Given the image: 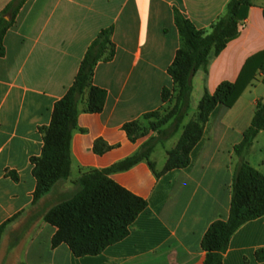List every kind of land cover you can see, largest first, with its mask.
Wrapping results in <instances>:
<instances>
[{
	"label": "crops",
	"instance_id": "crops-1",
	"mask_svg": "<svg viewBox=\"0 0 264 264\" xmlns=\"http://www.w3.org/2000/svg\"><path fill=\"white\" fill-rule=\"evenodd\" d=\"M13 0H0V14ZM231 0H29L4 39L0 59V264H204L203 239L209 228L229 218L235 172L234 154L264 102L259 69L231 107L219 105L204 127L185 167L153 170L143 161L110 178L144 200L146 209L128 236L99 255L77 257L70 247H53L58 229L45 215L80 191L88 173L110 169L141 152L124 130L163 106L162 92L173 89L168 70L182 46L174 21L178 9L197 29L208 30L225 15ZM242 23L230 43L193 79L191 102L198 108L205 92L236 83L243 68L264 52V0ZM8 18V17H7ZM114 28L113 61L100 63L92 84L107 92L101 113L89 111V94L79 105L71 142V175L35 202L34 160L44 147L42 129L51 125L55 105L75 82L85 54L106 28ZM245 155L264 174V144L258 139ZM15 175L17 180H14ZM264 217L243 225L232 237L222 264H264Z\"/></svg>",
	"mask_w": 264,
	"mask_h": 264
},
{
	"label": "trees",
	"instance_id": "trees-1",
	"mask_svg": "<svg viewBox=\"0 0 264 264\" xmlns=\"http://www.w3.org/2000/svg\"><path fill=\"white\" fill-rule=\"evenodd\" d=\"M28 1L13 0L0 14V59L6 55V34L15 25L18 14ZM252 7V0H231L225 15L208 30L197 29L178 9L174 10L175 25L182 40V46L168 70L174 86L172 90H163L164 106L159 111L145 115L142 120L156 117L176 97L174 133L178 132L191 105L194 77L207 68L213 57L219 56L230 43L239 38L240 24L247 19ZM113 33L114 28L110 27L98 34L85 54L74 84L65 98L55 105L51 125L42 129V156L34 160V176L37 180L35 202L71 175L72 135L77 129L79 105L85 95L89 94L91 113L104 110L107 92L95 87L92 81L96 67L100 63L113 61L116 56ZM259 69L264 73V52L251 58L236 83H223L214 94L205 92L198 107V120L187 126L181 138L184 161L175 165L168 163L169 167H185L189 164V154L200 141L213 111L219 105L231 107L248 85L252 74ZM140 122L124 127L132 142L137 141L133 131ZM261 132H264V102L258 104L251 127L245 132L242 142L234 147V154L242 161L235 172L229 218L215 222L206 233L202 242L206 253L204 264H222L234 234L246 223L264 217V174L244 160ZM153 148L151 144L144 145L138 155L110 169L85 174L78 182L80 191L45 215V222L58 229L53 247L66 244L77 257L95 256L124 240L130 226L146 209L147 204L117 185L110 175L128 171L143 161H147L155 170L150 160ZM12 177L17 180L15 175ZM12 221L0 227V244L6 227ZM258 257L264 261V250L258 253Z\"/></svg>",
	"mask_w": 264,
	"mask_h": 264
},
{
	"label": "rangeland",
	"instance_id": "rangeland-1",
	"mask_svg": "<svg viewBox=\"0 0 264 264\" xmlns=\"http://www.w3.org/2000/svg\"><path fill=\"white\" fill-rule=\"evenodd\" d=\"M193 103L191 102L187 115L177 133H174L176 97H173L172 102L164 107L156 117L150 120H142L134 129V137L137 140L144 141L143 146L151 144L154 147L152 160L156 162L159 169L165 165L166 161L170 165L184 161L183 155L185 152L180 147L181 138L187 126L196 122L199 117L198 108ZM258 141L260 145H256L257 151H255V154L260 146L264 144V135ZM262 170L264 171V167Z\"/></svg>",
	"mask_w": 264,
	"mask_h": 264
},
{
	"label": "built area",
	"instance_id": "built-area-1",
	"mask_svg": "<svg viewBox=\"0 0 264 264\" xmlns=\"http://www.w3.org/2000/svg\"><path fill=\"white\" fill-rule=\"evenodd\" d=\"M244 27H245L244 23H241L239 29L241 30V29H243Z\"/></svg>",
	"mask_w": 264,
	"mask_h": 264
},
{
	"label": "water",
	"instance_id": "water-1",
	"mask_svg": "<svg viewBox=\"0 0 264 264\" xmlns=\"http://www.w3.org/2000/svg\"><path fill=\"white\" fill-rule=\"evenodd\" d=\"M7 20H9V18H7Z\"/></svg>",
	"mask_w": 264,
	"mask_h": 264
}]
</instances>
